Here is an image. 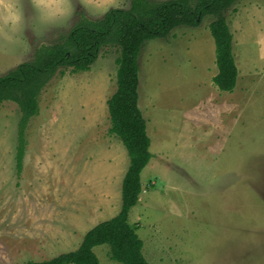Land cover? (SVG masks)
Segmentation results:
<instances>
[{
  "label": "rangeland",
  "instance_id": "obj_1",
  "mask_svg": "<svg viewBox=\"0 0 264 264\" xmlns=\"http://www.w3.org/2000/svg\"><path fill=\"white\" fill-rule=\"evenodd\" d=\"M21 2V28L0 26V76L32 60L40 46L62 43L81 16L99 19L130 5L90 0L85 10L73 0L72 17L53 27L36 25L29 0ZM226 17L238 69L232 93L213 82V17L148 41L139 56V108L152 157L129 222L149 264H264V0H239ZM118 54L107 47L89 71L56 74L28 124L20 172V110L0 105V264L72 252L84 230L79 208L95 205L93 223L121 209L130 159L109 134L107 106ZM94 252L100 264H120L108 245Z\"/></svg>",
  "mask_w": 264,
  "mask_h": 264
},
{
  "label": "trees",
  "instance_id": "obj_2",
  "mask_svg": "<svg viewBox=\"0 0 264 264\" xmlns=\"http://www.w3.org/2000/svg\"><path fill=\"white\" fill-rule=\"evenodd\" d=\"M239 0H130L128 8L108 11L102 18L81 16L62 43L42 45L32 60L0 76V105L10 101L20 110L18 127V171L26 145L29 122L38 116L40 97L56 76L65 71L87 72L104 48L118 50L116 90L108 99L109 134L118 138L127 150L130 163L122 184L120 212L99 223L85 235L80 246L50 260L23 264H100L94 248L108 245L110 259L120 264H149L143 255V241L138 228L129 222L131 210L143 191L141 173L151 160V140L147 121L139 108V56L153 39H166L179 27L200 26L207 17L215 42L216 87L232 93L237 85L238 69L234 57V38L227 12Z\"/></svg>",
  "mask_w": 264,
  "mask_h": 264
},
{
  "label": "clouds",
  "instance_id": "obj_3",
  "mask_svg": "<svg viewBox=\"0 0 264 264\" xmlns=\"http://www.w3.org/2000/svg\"><path fill=\"white\" fill-rule=\"evenodd\" d=\"M85 10L90 0H78ZM34 13L35 24L39 26H58L66 23L74 11L73 0H29ZM24 12L21 0H0V26H7L11 32L21 28Z\"/></svg>",
  "mask_w": 264,
  "mask_h": 264
},
{
  "label": "crops",
  "instance_id": "obj_4",
  "mask_svg": "<svg viewBox=\"0 0 264 264\" xmlns=\"http://www.w3.org/2000/svg\"><path fill=\"white\" fill-rule=\"evenodd\" d=\"M127 170H128V167H127V169H126V171L124 173V176H122V178H121V181H120L121 182V188H122L123 180H124V177L126 175ZM107 192H108V190L106 191V193ZM109 194L110 195H109V199L108 200L111 201V202H113V200H112V193H109ZM77 201H74V203L77 202ZM72 203H73V200H72ZM103 209L104 210H107V208H105V207ZM79 210H81V212H83L82 216L85 215V214H86V216H84L82 218V220L80 219V221H81V222L79 221L80 223L78 222L79 223V225H78L79 226V229L84 228V230L82 229L83 231H78V233H77L78 235H80V237H82L81 238L82 240L80 241V243H79V245L77 247L80 246V244L82 243V241H83L85 235L87 234V232H89L91 229H93L99 223L104 222V221L97 222V223L96 222L95 223L92 222L95 219L96 215H97L94 204H93V206L90 205V207L79 208ZM120 210H118L117 213H115L110 219H112L113 217H115L120 212ZM72 211H77V209H74L73 208ZM107 212H110V211H107ZM105 221H107V220H105ZM90 222H91V224H90ZM73 224H74V222H73ZM89 224H90V226H89Z\"/></svg>",
  "mask_w": 264,
  "mask_h": 264
}]
</instances>
